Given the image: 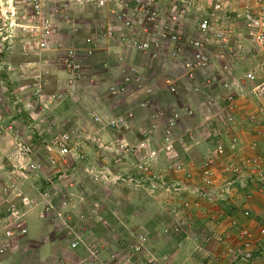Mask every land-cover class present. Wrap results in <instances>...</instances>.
<instances>
[{
    "label": "rangeland",
    "instance_id": "obj_1",
    "mask_svg": "<svg viewBox=\"0 0 264 264\" xmlns=\"http://www.w3.org/2000/svg\"><path fill=\"white\" fill-rule=\"evenodd\" d=\"M246 1V4L231 2L219 16L228 11L241 14L245 6L253 9L260 2ZM211 2L198 1L186 12L184 27L187 30H191L195 21L204 16ZM46 3L44 15L58 12L55 15L56 32L50 37V44L45 49L27 50L23 46L31 41L17 36L9 42V49L4 52L5 57L0 64V185L7 187L4 194L16 185L19 189L17 194L28 195L29 201L23 206L38 202L53 203L54 209L50 212H44V208L39 206L41 209L36 207L33 218L30 217V221L36 218L34 222L36 226L41 225L40 229L49 228L53 236L44 235L42 241H32L25 238L26 234L18 235L16 231L27 228L24 220L5 229L0 228V262L8 259V264H175V254L182 250L185 245L183 240L189 236L199 240L185 252L186 264H264V238L258 232L263 225H259L256 233L252 230V249L259 252L240 263L236 254L242 244L237 242V235L239 228L249 227L242 225L239 218L226 216L240 198V209L247 202L252 203L254 198H247L248 191L238 190L231 201L219 199L210 203L201 200L203 211L191 216L188 214L182 232L175 230L170 216L175 203L179 206L187 199L185 196L189 197L183 191L185 187L196 190L203 186L201 171L206 162L212 160L216 175L222 174L226 158H211L213 140L210 133L214 135L211 129L212 125L217 126L214 117L220 107L225 108L223 101L227 95H222L224 92L213 85L202 86L199 93L184 86L178 95L159 98V104L164 106H153L149 111L150 120L145 115H135L139 107L134 103L139 106L140 98L132 99L129 97L131 94L115 97L110 91L115 85V72L143 65L142 54L131 49L124 50L119 44L105 41L106 37L96 34L101 27L117 25L119 12H115L114 16L109 12L114 2L106 0L102 8L89 6L84 0H47ZM167 6L169 4H163L162 8ZM65 15L70 16L68 20ZM231 16L234 18L233 14ZM232 18H227L224 23L219 21L220 27L234 29L237 34L240 32L244 40L248 38L241 24L236 19L232 21ZM141 30L137 28L132 36L137 37ZM87 41L96 44L97 49L85 60L81 76L69 80L60 59L66 49L86 47ZM230 58L227 56L225 59ZM174 71L169 69L167 77L176 78L175 74L172 75ZM160 84L156 83L157 86ZM36 87L40 89L37 97L33 95ZM238 88L242 90L241 86ZM215 91L222 95L223 100L218 97L214 100L215 104L207 105L205 97ZM238 95L236 104L238 98H243L241 93ZM184 104L197 108L192 118L182 116L178 121L173 132V138L176 133L175 152L166 154L163 131H153L146 136L143 133L150 132L151 116L159 108L176 107L179 110L181 106L185 107ZM262 104L264 99L260 106ZM131 108L134 109L133 119L128 118ZM116 119H122L124 123L119 130L112 126ZM217 120L224 122L222 115H217ZM62 133L71 135L75 159L70 160L67 166L70 169L68 175L60 179L49 167L47 161L51 153L47 148L54 137ZM143 140L149 142L144 147ZM18 143L31 144L34 154L25 156L20 153ZM121 143L126 144V149H120ZM29 158L42 164L38 172L33 173L27 167ZM176 166H181L183 171L176 172L173 169ZM184 173L191 174L188 181ZM131 178L135 182H131ZM220 183L218 180V186ZM250 185V189L255 187L260 190L257 184ZM4 194L2 196L6 198L0 196V209L6 211L11 205L8 204V195ZM30 197L33 199L30 200ZM64 198L66 206L62 204ZM12 205L19 207L20 202L13 201ZM208 206L212 207L209 209ZM212 208L216 215L210 212ZM22 211L25 212L24 209ZM31 212L32 209L30 215ZM99 214L102 219L93 221L95 226H101L93 229L94 233L98 231L97 236L91 234L83 238L85 250L92 252V259H89L85 251L77 250L79 246L72 249L70 244L78 229L86 227L85 224L80 227L78 222L89 221L90 217ZM213 219L220 222L219 228L206 227ZM234 221L236 223L233 224ZM10 229L14 232L13 238L6 237ZM141 236L145 237V242L139 241ZM42 244H49V249L42 253L47 258L41 262L37 248ZM228 248H234L235 253H228ZM96 251L101 255L98 260H93Z\"/></svg>",
    "mask_w": 264,
    "mask_h": 264
},
{
    "label": "built area",
    "instance_id": "obj_2",
    "mask_svg": "<svg viewBox=\"0 0 264 264\" xmlns=\"http://www.w3.org/2000/svg\"><path fill=\"white\" fill-rule=\"evenodd\" d=\"M47 0H0V64L5 57L4 52L9 49V42L15 40L17 36H22L31 43L26 44L23 48L27 50L45 49L50 44V37L56 32L57 19L49 13L44 15ZM61 1V0H59ZM106 0H84L86 4L94 5L97 8L105 6ZM114 2L113 9L109 12L114 16L115 12H119L117 16V25L112 28L101 27V30H96V34L104 38L105 41H113L119 44L124 50L131 49L139 52L142 56H146L152 61H167L171 64L174 72H182L187 83L173 81L171 78L165 80V86L159 87L154 83L152 77L141 73L138 68L131 67L122 70L119 74L120 83H115L111 88V93L116 96L139 95L142 100L139 103V108L147 109L155 101L157 95L171 94L178 95L182 87L189 88V91L200 92L202 86L209 87L211 85L219 87V90L228 93L224 102L232 113L237 108V96L240 80L232 81L230 73L233 70L232 63L237 60L238 51L243 48L245 43L252 44L255 47H264V2L260 0L252 9L250 6H245V10L240 14L235 12H225L227 5L231 2H244L246 0H211L209 10L195 21V26L191 30H187L185 14L191 9L196 2L201 0H112ZM209 1V0H208ZM66 3V2H65ZM163 4H169L165 9ZM64 5V4H63ZM124 10V11H123ZM63 12V10H62ZM229 13V14H228ZM234 18H232V14ZM231 14V15H230ZM218 18H217V17ZM69 15H65L68 20ZM232 18L241 24L243 31L248 34V38L242 39L243 36L237 34L234 29H222L219 21L223 22L226 19ZM59 24V23H58ZM142 28L138 32L137 37H133L132 33L137 29ZM105 35V36H104ZM239 39V40H238ZM245 41V43L243 42ZM97 49V45L87 41L86 47L69 48L60 59L63 72L69 80L79 78L84 69V62L90 58ZM230 59H225L226 57ZM258 66H262L258 64ZM258 68L251 72H246L244 82L253 83L256 81L257 73L263 68ZM1 82V78H0ZM37 84V83H36ZM188 85V86H187ZM40 86V85H38ZM41 87V86H40ZM165 87V88H164ZM34 92V96H38L40 89ZM234 91V92H232ZM237 92V93H236ZM223 93V94H224ZM220 99L223 100L222 97ZM134 109H131L128 118H133ZM261 114L264 115V104L260 108ZM192 116V109L186 108L185 115ZM184 116L181 110L174 108H159L158 112L151 116L153 121L150 132L143 133V136L150 134L153 131H163L164 134V150L166 154L175 152L173 142V132L177 127L178 121ZM255 118H252V121ZM122 119H116L112 122L114 129L119 130L123 125ZM264 141V135H262ZM145 141V142H144ZM148 140H143L144 147ZM233 145L231 150L235 149L237 139L232 140ZM51 146L47 148L50 158H48L49 167L56 172L58 178H64L68 175L70 169L67 168L70 160L75 156L72 148V138L69 133H62L54 137ZM149 143V142H148ZM126 144L121 143L120 149H126ZM20 153L25 156L34 154V149L31 144L18 143ZM133 151L132 148H129ZM257 142L250 146V151L255 152ZM212 159L221 158L225 154V147L222 143H218ZM57 155L58 157H56ZM236 159V160H235ZM226 158L223 160V173L226 178L217 184L216 172L213 169V161L209 160L202 166L201 180L203 186L197 187L196 190L184 188L188 196L183 204L173 206L170 215L174 221V228L177 232H182L187 222L185 221L186 212L198 211L202 208L201 200L210 203H215L219 199L222 201H231L238 190L247 192L250 189V184H257L260 187L259 193L264 194V160L260 157L249 158ZM27 167L33 173L41 169L42 164L33 161ZM172 168V166H170ZM176 172H182L181 166L173 168ZM185 180L191 178L190 173H184ZM135 182V179H130ZM164 185V183H163ZM178 186L180 184H177ZM72 186V184L70 185ZM144 186V185H143ZM151 188L153 185H148ZM47 197V194H44ZM222 198H216V197ZM251 194H247L250 199ZM63 206L67 205V200L64 198ZM53 206L46 207L45 212L53 210ZM242 215L245 219L252 220L250 210L242 209ZM236 223L235 221L233 224ZM18 235H25L26 228L16 231ZM252 229L239 228L237 242L241 241V249L238 250V262L251 258L253 253L259 251L252 249ZM259 234L264 238V225L259 228ZM16 235V233H15ZM14 232L8 230L6 237L13 238ZM15 237V236H14ZM19 237V236H17ZM140 242H145L144 236L139 238ZM223 241L222 238L219 239ZM79 245L78 238L70 244V248L75 249ZM3 252V250H1ZM228 253H232L234 248H228ZM226 251V253H227ZM236 259V260H237ZM237 262V263H238ZM239 264V263H238Z\"/></svg>",
    "mask_w": 264,
    "mask_h": 264
},
{
    "label": "crops",
    "instance_id": "obj_3",
    "mask_svg": "<svg viewBox=\"0 0 264 264\" xmlns=\"http://www.w3.org/2000/svg\"><path fill=\"white\" fill-rule=\"evenodd\" d=\"M238 57L239 58L232 63L231 68L233 67V70L230 73L229 77H231L232 81L240 80L239 83L241 82L240 83L241 85H239V87L241 86L242 90H239V88H238L237 92H238V94L241 93L243 98H240V99L238 98L237 109H235L232 113H230V110H229L227 104H225V102L223 101L225 108L220 107L219 111L215 114L214 119H215V122L217 123V126L213 127V125H212V128H211L214 135H212L210 133L212 140H213L211 143L210 153L212 155H214L213 153H214V150H215L217 144L222 143L225 147V154L221 158H249V157L255 156L257 158L258 157L263 158V160H264V141L262 140V138H263L262 135H264V115L261 114V112H260V108H261L260 103H261V101L263 102V99H264V47L258 48V47L253 46L252 44H245L244 47L240 48V50L238 51ZM142 58H143L142 61L144 62V64L141 66L136 65L133 67L138 68V70L141 73L147 74L149 77L151 76L154 83H162L163 85L162 84L159 85L160 88L165 86V80L168 78H171L173 81H176V82L177 81L179 82V79H180L182 82L187 83L186 79L184 78V74L182 72H173L172 75L175 74L176 78H174L172 76L167 77V75H169V72H168V70H169L168 65L169 64L167 61H162V62L156 61L155 62V61L150 60L146 56H142ZM258 64H260L262 66L260 67V66H258ZM244 66L248 70H246V71L241 70V68H245ZM259 67L263 68V69L261 72L257 73L256 81L253 83L244 82L243 77H244L245 73L251 72L253 70H255L257 72ZM119 74L120 73L118 71H116L114 74L115 83H117V81H118L117 78H120ZM119 83H120V80L118 81V84ZM227 94L228 93H224L222 95L225 96ZM222 95H220V93L219 94L216 93V91H215L208 98L205 97L204 101L207 99V101H205V103L207 105H213L216 103V102H214L215 98L218 99V97H219V99H220V97H222ZM168 96H170V94H168V95H166V94L157 95L155 101L151 104V106L149 108H147V109L139 108V111L135 112V115L142 114V115H145L147 120H150L149 119L150 109L153 106L163 107L164 104H159L160 101H158V99L159 98H163V99L168 98ZM129 97H131L132 99H135V100L139 99V96H137V95H135V96L129 95ZM188 100H190V99H188ZM134 105L136 106L135 103H134ZM184 105H185V107L181 106V108H180L181 113L185 116V118H192L193 116H190L187 114L185 115L186 108L192 109L194 112V110L197 107L193 108L192 106H188V105L186 107V104H184ZM164 108H168V107H164ZM217 115L218 116L222 115V120H224V122L219 123L217 120ZM252 118H255V119L252 121ZM193 137H194V134L192 135L191 138H193ZM173 139H174V144H175L176 133H175V136ZM234 139H237V142L234 144L235 149L231 150L230 148L232 147V145L234 143V142H232V140H234ZM254 142H257V149L255 152H252V151H250V146ZM208 144H210V143L208 142ZM225 178H226V175L222 171V174L219 175L217 178V182H218V180L222 181ZM10 185H12V183ZM5 186L6 185H3V184L0 185V196L2 198H6V197L2 196L5 193L4 189L7 188ZM250 187H251V185H250ZM15 189H18V187L16 185L11 189L10 188L7 189V190H9V192L4 194V195H8V198H7L8 204H10L11 206H9V208L6 211L0 209V228L5 229L8 227V225H11L12 223H17V222L19 223V222H21V220H24V223H26V225H27V228H26L27 230L25 233L26 239H29L32 241H34V240L35 241H40V240L42 241L44 235L51 234V236H53L52 235L53 232L49 231V228L45 229L43 227L40 229L39 228V227H41L40 224H38V226H36L37 223L34 222L36 220V218H34L35 220L33 219L32 221H30L33 218V213H35V211H36V207L38 208L39 206H41L42 208H44V212H45L46 207H49L50 205L53 206V203L49 202L47 205V204H44V202H38L35 205L30 204L29 206H25V205L23 206L24 202L29 201V197L26 194H25L26 196L23 195V193L17 194L19 189L18 190H15ZM253 189L256 191H253ZM253 189L247 190L248 191L247 193L252 194V197L254 198V200H252V203L247 202V204L242 206V208H247L252 212V214H253L252 220L247 221L246 219L242 218V214H241L242 208L241 209L239 208L241 198L235 204V206H232L234 208L230 207V209L228 210L230 214H227L226 216H231V217H234L237 219L239 218V221H241L242 225L250 227L256 233L259 225H264V196L260 195V193L258 192L257 189H255V187H253ZM21 196H22V198H21ZM42 196L44 197L43 194H42ZM47 197H49V196L47 195ZM11 199H12V201H11ZM32 199L33 198L30 197V200H32ZM16 200L20 202L19 207L12 205V202L16 201ZM40 200H42V199H40ZM175 205L177 206L178 204L175 203ZM211 207L212 206H208L207 208L210 209ZM23 209L25 211L24 213L22 211ZM31 209H32V212H31L32 215H30ZM38 209H41V208H38ZM232 209H236V210L232 211ZM202 211H203V208H201L198 211L186 212L185 220L188 218V214L191 216L192 214H194L196 212H202ZM210 212H213V214H214L215 213L214 208H212L210 210ZM20 213H23V215H22L23 217L20 215ZM28 214L30 216H28ZM19 215H20V217H19ZM214 215H216V213ZM27 216H28V218L26 220ZM30 217H31V219H30ZM100 218H101L100 214L99 215H93L92 217L89 218V221L87 220L86 222H83V223L78 222L80 227H83V224H85L86 227H83L81 230L78 229V232H76L75 237L73 238V241L78 238V242H79L78 246L79 247L77 250L79 251L82 249L83 251H85V254L87 253V258H89V259H92V257L90 256V254L92 252L90 249L85 250L86 247H85V242H84L83 238L88 237L91 234L96 235L98 233V231H95L97 233H94L93 229L101 227V226H99L98 224H97V226H95L94 224H96V223H94L93 221L96 219L98 220ZM27 222H29L30 224ZM102 222L104 225L107 224L106 221H102ZM225 223H228V221ZM29 225H30V228H29ZM219 226H220V222L218 223L216 221V219H213V221L210 222L206 227L207 228L211 227V228L215 229V228H219ZM220 229H217V231ZM0 233H1V231H0ZM67 236H68V234H67ZM197 239L194 240L191 237L187 236L183 240L185 245L183 248H181L182 250H179L176 252L175 264H182L181 262H183L184 264L187 263L186 261H188V260L186 259L185 252L192 245H194V242L195 243L198 242ZM48 245L49 244H42V245L38 246V248H37L38 249L37 250L38 251L37 256L41 262L47 258L45 255H42V253H46V251H48V250H46L49 247ZM51 253L48 254L47 256H50ZM100 255H101V253H99V251H96V253L94 254L93 260H96V259L98 260ZM8 261L9 260L7 259L3 262H0V264H8ZM10 264H12V262Z\"/></svg>",
    "mask_w": 264,
    "mask_h": 264
},
{
    "label": "clouds",
    "instance_id": "obj_4",
    "mask_svg": "<svg viewBox=\"0 0 264 264\" xmlns=\"http://www.w3.org/2000/svg\"><path fill=\"white\" fill-rule=\"evenodd\" d=\"M250 228V227H249Z\"/></svg>",
    "mask_w": 264,
    "mask_h": 264
}]
</instances>
